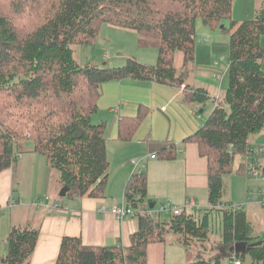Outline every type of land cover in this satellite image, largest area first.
<instances>
[{
	"label": "trees",
	"instance_id": "16d2710c",
	"mask_svg": "<svg viewBox=\"0 0 264 264\" xmlns=\"http://www.w3.org/2000/svg\"><path fill=\"white\" fill-rule=\"evenodd\" d=\"M235 1L13 0L10 13H0V173L18 164L24 152L21 142L28 138L34 152L46 156L59 173L60 186L70 187L67 199L106 195V124L92 119L103 86L131 79L183 88L187 103L204 107L213 100L209 92L190 83L198 22L231 34L229 88L214 100L204 125L184 141L196 143L208 161L209 206L164 220L149 207L153 201L146 173H134L125 190V204L137 211L139 221L131 244L89 246L80 237H65L57 264H148L149 245L166 242L169 234L190 256L197 245L207 252L215 212L222 216L220 253L187 264H220L227 256L241 264L248 257L249 264H264V244L239 255L230 250L236 243L258 242L247 213L225 202L226 177L244 173L248 163L243 158H255L250 138L264 131V0H258L253 19L242 22L232 19ZM35 6H40V17L26 33L17 19ZM105 24L136 32L140 48L158 51L157 63L128 57L121 67L81 65L76 48L96 43ZM178 53L184 56L180 72L175 66ZM149 112L141 105L136 117L123 119L119 138L131 139ZM176 153L173 144L156 156L171 161ZM39 235L38 228L13 225L0 264H31Z\"/></svg>",
	"mask_w": 264,
	"mask_h": 264
},
{
	"label": "crops",
	"instance_id": "0c3cea01",
	"mask_svg": "<svg viewBox=\"0 0 264 264\" xmlns=\"http://www.w3.org/2000/svg\"><path fill=\"white\" fill-rule=\"evenodd\" d=\"M258 4V0H236L232 19L236 22L253 19ZM226 26H230V23H226ZM197 28L198 37H201L198 38L195 73L190 83L206 89L213 100L204 107L190 104L184 100L183 88L152 82L126 79L105 84L98 111L92 117L94 123L106 124L110 168L105 197L61 198L59 173L52 169L46 156L34 152L33 142L28 141L19 156L18 164L0 173V257L8 253L7 239L13 225H30L40 230L31 264H57L65 237H80L89 246L128 247L131 236L139 229L138 218L129 216L118 219L111 210L125 204L126 186L131 176L140 171L147 175L148 198L156 202V207L167 201L177 207H184L188 200H193L195 208L186 211L191 213L209 206L208 161L200 155L196 143L184 141L204 125L216 106L214 100L223 98L229 88L231 34L228 31L208 29L202 23ZM120 30L136 34L131 30ZM261 43L264 47V38ZM138 59L151 65L156 57ZM223 62L225 67L221 66ZM175 66L179 72L182 71L184 56L181 53L175 58ZM141 105L149 108L148 116L131 139H120L121 121L136 117ZM263 132L250 138V145L255 149L264 146L263 138L258 137ZM173 144L177 147L174 160L157 158L158 152ZM253 159L261 164L257 170L264 174V156H255ZM249 161V158H243V162L248 165L251 164ZM249 176L247 167L244 173L226 177L228 188L225 202L234 205L237 195H243L238 208L244 207L242 210L252 222L254 235L258 241H262L264 203L259 194L264 190V185L248 200V195L239 191V186L242 182L248 192L251 187L246 178ZM38 200L44 203L39 204ZM53 205H57L58 209L52 208ZM104 208L106 212L102 211ZM166 216L169 217L163 216L164 220ZM257 225L261 226L259 231ZM170 237L175 244L166 241L149 245L148 264L189 263L184 255L186 249L184 252L180 250L181 254L176 237ZM176 258L179 259L177 263Z\"/></svg>",
	"mask_w": 264,
	"mask_h": 264
},
{
	"label": "rangeland",
	"instance_id": "374dc122",
	"mask_svg": "<svg viewBox=\"0 0 264 264\" xmlns=\"http://www.w3.org/2000/svg\"><path fill=\"white\" fill-rule=\"evenodd\" d=\"M13 0H0V13H10V7ZM40 6L31 7L30 10H28L27 15L21 16L17 19V25L19 29L23 31L29 32V30L34 26V24L37 23L39 17H40ZM201 21L198 22V25H200ZM224 27V26H223ZM197 37H198V28H197ZM199 37H201L199 35ZM198 37V38H199ZM149 53V54H148ZM109 57V58H107ZM127 57H134L137 60L138 57H158V51L156 49H142L138 46V36L133 32L128 31H122L118 28H113L109 25H104L101 29V33L99 38L97 39L96 43L88 46H78L76 48V58L78 62L81 65H95L98 67H103L105 65H108L111 67H121L125 64ZM226 57V56H223ZM114 59V60H113ZM113 60L112 62H110ZM143 61L144 59H140ZM155 60V61H156ZM153 62L151 65H155L157 63ZM110 62V63H109ZM146 64V63H144ZM222 67H225L226 64L223 62L221 64ZM258 137H262L264 140V132ZM28 138L22 140L21 144L25 145L28 143ZM250 163H254L257 166V169L259 165H261L257 160L254 162L253 158H249ZM240 161L238 160L237 163ZM255 170L258 172V175H252V172H249V177L246 179L249 181L250 190L246 192L245 184L241 182L239 186V191L245 192L246 195H248V200L256 193L258 192L259 188H262L264 185V178H263V172L260 170ZM244 181V180H241ZM244 197L241 194L237 195L236 202L233 203L236 207L241 206L239 203V200H242ZM67 201V199H65ZM249 203V201H247ZM244 207H241V209ZM166 219L169 217H165ZM264 220V218H263ZM259 224V223H258ZM257 231L261 229V226H256ZM210 233H211V239L206 244L207 252H203L202 248L198 245L195 246V248L192 250L191 256L184 252L185 247L179 245V252L182 254L180 250L184 252V255H186V259H188L187 262H194L199 258L203 259H209L210 257H214L215 255H218L220 253V250L217 249L218 242L221 238L222 233V225H221V215L219 213L215 212L211 218H210ZM174 236V235H170ZM167 237V241L170 243H174L172 241L171 237ZM175 244V243H174ZM180 258L182 257L179 255ZM185 258V257H184ZM178 258L175 259V263L178 262ZM250 258H247V263L249 264ZM220 264H235V262L229 257H224Z\"/></svg>",
	"mask_w": 264,
	"mask_h": 264
},
{
	"label": "built area",
	"instance_id": "2783aa9c",
	"mask_svg": "<svg viewBox=\"0 0 264 264\" xmlns=\"http://www.w3.org/2000/svg\"><path fill=\"white\" fill-rule=\"evenodd\" d=\"M257 153V154H256ZM255 156H264V146H261L258 149H255L254 151ZM134 162V161H133ZM257 169V166L254 163H251L248 165V170L249 172H252V175H258V172L255 171ZM143 172V171H140ZM139 173V172H138ZM260 199L262 200V202L264 203V190L260 191ZM49 199V198H47ZM37 203L39 204H43L44 201L43 200H38ZM54 209H58L57 205H53ZM195 208V204L193 200H188V202L186 203V205L184 207H177L175 206L171 201H167L165 203H162L160 205H158L157 207H155V210L152 212L153 215H161V216H181L184 215L186 213L187 210H193ZM149 211H151L150 209H148ZM103 212H106V209H102ZM111 213H113L114 215H116V217H118V219H125L129 216H133L136 217L137 216V211L134 209H131L129 207L126 206V204L122 205V206H115L112 208ZM235 264H241L239 261H235Z\"/></svg>",
	"mask_w": 264,
	"mask_h": 264
},
{
	"label": "water",
	"instance_id": "95a60500",
	"mask_svg": "<svg viewBox=\"0 0 264 264\" xmlns=\"http://www.w3.org/2000/svg\"><path fill=\"white\" fill-rule=\"evenodd\" d=\"M201 113L203 112L202 110L200 111ZM70 192V187L69 186H64L61 191H60V197L61 198H66L68 193ZM156 206V202H150L149 203V207L151 210H153ZM264 244V239L262 241H258V242H254V243H236L233 245V247L230 249L232 253H234L235 255H239V254H244L248 251H250L251 249L261 246Z\"/></svg>",
	"mask_w": 264,
	"mask_h": 264
}]
</instances>
